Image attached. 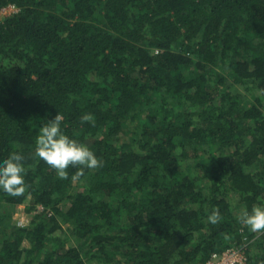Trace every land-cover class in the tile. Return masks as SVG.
Listing matches in <instances>:
<instances>
[{
  "label": "trees",
  "instance_id": "obj_1",
  "mask_svg": "<svg viewBox=\"0 0 264 264\" xmlns=\"http://www.w3.org/2000/svg\"><path fill=\"white\" fill-rule=\"evenodd\" d=\"M9 6L0 160L19 152L27 171L22 195L0 190V264H205L241 245L246 264H264V230L238 219L264 204V0ZM56 112L102 167L61 179L34 155ZM39 206L10 224L15 207Z\"/></svg>",
  "mask_w": 264,
  "mask_h": 264
},
{
  "label": "clouds",
  "instance_id": "obj_2",
  "mask_svg": "<svg viewBox=\"0 0 264 264\" xmlns=\"http://www.w3.org/2000/svg\"><path fill=\"white\" fill-rule=\"evenodd\" d=\"M91 120L90 114L81 117L82 122ZM63 121V115L56 112L39 127L34 155L54 169L61 179L67 178L70 166L78 168V176L83 175L84 169L102 167V161L85 143L66 134ZM24 161L25 157L15 151L0 160V190L11 196H20L25 192L27 170ZM238 219L253 232L264 230V204H257L250 210L242 209ZM207 220L211 224L218 223L219 211H211Z\"/></svg>",
  "mask_w": 264,
  "mask_h": 264
},
{
  "label": "built area",
  "instance_id": "obj_3",
  "mask_svg": "<svg viewBox=\"0 0 264 264\" xmlns=\"http://www.w3.org/2000/svg\"><path fill=\"white\" fill-rule=\"evenodd\" d=\"M3 12L10 14L14 11L13 6L2 9ZM7 14V15H8ZM38 212H42V207H37ZM245 245L231 246L221 252H213L208 257L205 264H246Z\"/></svg>",
  "mask_w": 264,
  "mask_h": 264
},
{
  "label": "rangeland",
  "instance_id": "obj_4",
  "mask_svg": "<svg viewBox=\"0 0 264 264\" xmlns=\"http://www.w3.org/2000/svg\"><path fill=\"white\" fill-rule=\"evenodd\" d=\"M8 14V12L0 11V20L5 18V16ZM124 140L127 141L126 137H124ZM76 183L74 182L73 185ZM38 212L37 208L34 212L28 213L24 208L22 207H15L12 214H11V220L10 224L14 227H25L29 224L32 216ZM55 236L58 238L65 239L67 236L69 237V230L66 225L62 226V229L59 231H56ZM66 247H69V245H72L71 238L66 239ZM69 241V242H68ZM72 243V244H71ZM264 248V247H263Z\"/></svg>",
  "mask_w": 264,
  "mask_h": 264
}]
</instances>
